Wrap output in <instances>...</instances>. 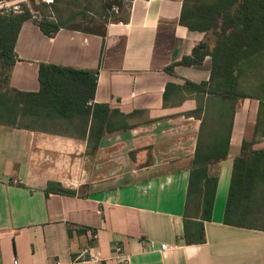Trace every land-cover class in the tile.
Returning <instances> with one entry per match:
<instances>
[{
	"label": "crops",
	"instance_id": "crops-1",
	"mask_svg": "<svg viewBox=\"0 0 264 264\" xmlns=\"http://www.w3.org/2000/svg\"><path fill=\"white\" fill-rule=\"evenodd\" d=\"M181 6L132 0L104 36L23 22L12 89L37 91L40 63L97 70L92 102L121 116L99 140L90 118L0 124V264H264V224L227 214L242 143L264 148V102L193 88L209 81V55L165 71L209 36L179 24Z\"/></svg>",
	"mask_w": 264,
	"mask_h": 264
},
{
	"label": "trees",
	"instance_id": "trees-1",
	"mask_svg": "<svg viewBox=\"0 0 264 264\" xmlns=\"http://www.w3.org/2000/svg\"><path fill=\"white\" fill-rule=\"evenodd\" d=\"M79 5L86 8L79 14L88 13L97 18V23L102 9L111 7L104 0H53L51 14L39 19H34L29 11L0 12V124L42 130L55 120L77 119L83 123L90 118L99 140L104 132L110 131L111 117L121 116L107 105L92 102L97 70L40 63L37 91L21 92L9 86V71L17 59L14 47L23 22L33 18L41 31L49 36L59 28L105 35V25L97 27L94 19V28L74 23L76 15L70 7L74 9ZM179 24L209 36L195 45L191 56L167 66L165 71L172 72L176 65L200 64L209 55V81L199 85L189 83L193 88L200 92L222 94L229 99L250 97L249 91H252L260 102H264V0H182ZM223 156L216 160H221ZM211 162L206 158V165ZM195 175H201L206 183H211L209 197L212 199L215 180L209 179L206 168L197 169ZM262 187L264 148L253 149L243 142L233 162L227 214L238 224H264V209H256L257 196ZM56 191L73 193L60 188ZM257 212L261 216L251 219Z\"/></svg>",
	"mask_w": 264,
	"mask_h": 264
},
{
	"label": "rangeland",
	"instance_id": "rangeland-1",
	"mask_svg": "<svg viewBox=\"0 0 264 264\" xmlns=\"http://www.w3.org/2000/svg\"><path fill=\"white\" fill-rule=\"evenodd\" d=\"M94 1L97 2V0H94ZM104 1L106 5L109 4V6L111 7L106 8L104 10L102 9V12H101L102 15L98 23H97L98 20H95L97 18L90 16L88 13L79 14L80 12H83V11L85 12L86 8H83L80 5L79 7H75L74 9L70 7L71 9L70 11H72L76 15L74 19V23L82 25L83 27L87 26L88 28H94L95 26H93L94 24H92L93 19L95 23H97L95 24L97 25V27L109 21L122 20L126 18L128 7L132 0H104ZM16 3L18 4L19 9L22 12L29 11L34 16V19H39L43 16L50 15L52 11L50 5L42 3L38 0H19ZM117 4H119V6H117ZM257 199L258 201L256 202V205H257L256 209L257 210L264 209V187L259 189ZM260 216L261 214L257 212V213H254V215H252L251 219L256 220Z\"/></svg>",
	"mask_w": 264,
	"mask_h": 264
},
{
	"label": "built area",
	"instance_id": "built-area-1",
	"mask_svg": "<svg viewBox=\"0 0 264 264\" xmlns=\"http://www.w3.org/2000/svg\"><path fill=\"white\" fill-rule=\"evenodd\" d=\"M38 1L45 3L47 5H50L53 2V0H38ZM0 12H2L3 14H10V13H21L22 11L19 9V6L16 2L7 4L3 1H0ZM33 18H34V16H33ZM153 246H154V243L151 242L150 247H153ZM168 248H169V246L166 244H160L159 245V249L161 251H165ZM85 254L90 255V258L92 260H95V258L89 253L88 249H84L81 253V256H83ZM13 264H18V261L16 259H14Z\"/></svg>",
	"mask_w": 264,
	"mask_h": 264
}]
</instances>
